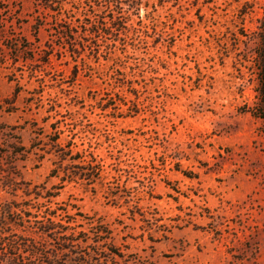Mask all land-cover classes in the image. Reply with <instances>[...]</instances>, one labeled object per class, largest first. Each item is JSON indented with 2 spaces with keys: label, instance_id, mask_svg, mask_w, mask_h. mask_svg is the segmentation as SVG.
Returning a JSON list of instances; mask_svg holds the SVG:
<instances>
[{
  "label": "rangeland",
  "instance_id": "1",
  "mask_svg": "<svg viewBox=\"0 0 264 264\" xmlns=\"http://www.w3.org/2000/svg\"><path fill=\"white\" fill-rule=\"evenodd\" d=\"M123 3L111 28L105 0H0V210L56 215L62 264H264V0ZM56 131L104 165L94 190L51 177ZM21 216L5 264L23 237L62 248Z\"/></svg>",
  "mask_w": 264,
  "mask_h": 264
},
{
  "label": "trees",
  "instance_id": "2",
  "mask_svg": "<svg viewBox=\"0 0 264 264\" xmlns=\"http://www.w3.org/2000/svg\"><path fill=\"white\" fill-rule=\"evenodd\" d=\"M36 1L44 4L45 9L49 11L50 14L57 15L58 12L56 11V5H59L64 0ZM105 2L109 3V10L111 12V17L109 18L112 28L113 26L119 24L121 20L120 15L124 12V3L123 0H105ZM135 5V2L128 5L129 13L133 8H135ZM260 29L261 32L258 33L256 38L252 41L255 45L254 61L259 66L257 88L258 102L256 103V107H264V18L261 21ZM45 64L49 65L48 61ZM18 95L19 93L18 91H16L14 95L15 97L9 100V103L8 101H5L4 104H8L10 106L9 108L13 107L14 103L18 99ZM4 108V105L0 104V111L4 110ZM13 110L14 109H12V111ZM62 134V132L56 131L53 134L54 137H50L52 139H50L49 141L50 149L48 150V154H52L55 157L54 165L56 166V168L53 169L51 173V177L60 178L62 183L79 182L82 183V185L94 190V185L101 178V174L104 170V165L102 164V162H98V157H95L92 154H88V152L86 151L81 153H74V143L72 141H68L66 145L61 144V138L59 136ZM8 187L9 189H12L14 191L20 190L18 189L14 178L9 181ZM30 187L31 185L28 184V197H31L32 194H34V191H30ZM36 189L39 190V188H35V190ZM51 197L53 196L48 197V195L44 196L39 193L37 194L36 199H47ZM26 204L14 205L13 203H10L9 205H5L2 207V209L0 210V239L2 241H5V238L8 237L7 234L9 233L7 232V227L14 224L9 220V215L13 214L24 216L23 220H25V217L29 218L30 223H37L40 226L41 234L45 236V239L56 238L59 242L62 241L64 245L60 249H54V247L49 249L47 246V241L43 244L27 237H23L24 239H20L19 243H17L16 241H14L13 243H9V264H62L60 256L65 254L68 255L71 252V249L69 247H65L73 243L72 240L69 239L70 237H66L68 236V230H70V228L64 227L60 223H57V221H54V216L56 215L51 214L48 215V218H45L43 221H33L32 218H34L36 215L29 213L31 209ZM67 221L68 224L72 223L69 219ZM14 250L18 253H14L11 255L10 252ZM108 255L109 257L107 260V264H111V262L116 260V257H119V254L115 251H110ZM5 257L6 248L1 249L0 244V264H5ZM99 262L100 264H104L103 261Z\"/></svg>",
  "mask_w": 264,
  "mask_h": 264
}]
</instances>
